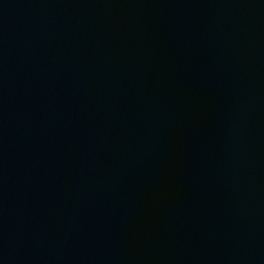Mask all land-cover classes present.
<instances>
[{
    "label": "water",
    "instance_id": "1",
    "mask_svg": "<svg viewBox=\"0 0 264 264\" xmlns=\"http://www.w3.org/2000/svg\"><path fill=\"white\" fill-rule=\"evenodd\" d=\"M0 264H264V0H0Z\"/></svg>",
    "mask_w": 264,
    "mask_h": 264
}]
</instances>
